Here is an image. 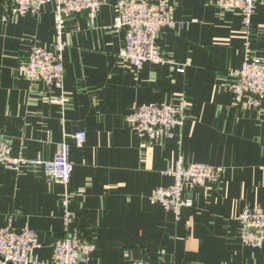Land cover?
<instances>
[{
  "label": "crops",
  "instance_id": "obj_1",
  "mask_svg": "<svg viewBox=\"0 0 264 264\" xmlns=\"http://www.w3.org/2000/svg\"><path fill=\"white\" fill-rule=\"evenodd\" d=\"M118 0H105L93 23L85 13L66 18L62 53L66 101L53 102L44 81L18 70L34 45L54 35V5L38 15L5 17L0 0V132L14 155L53 159L60 142L70 143L67 185L40 165L8 169L0 164V227L33 228L39 264H53L61 236L62 204L83 238L95 245L82 264H264L262 248L246 246L235 219L246 205H264V100L234 101L230 69L251 55L264 61V0H257L248 32L237 9L209 0H168L175 26L160 32L164 63L138 69L118 55L124 33L113 27ZM188 105L170 139H150L131 129L133 105ZM84 131L81 145L75 133ZM201 161L221 168L218 181L189 193L193 205L175 217L149 196L172 178L175 161Z\"/></svg>",
  "mask_w": 264,
  "mask_h": 264
},
{
  "label": "built area",
  "instance_id": "obj_2",
  "mask_svg": "<svg viewBox=\"0 0 264 264\" xmlns=\"http://www.w3.org/2000/svg\"><path fill=\"white\" fill-rule=\"evenodd\" d=\"M223 9H237L241 15L245 31L251 26V16L257 0H209ZM105 0H9L5 17L13 15H38L47 3L54 5V35L47 45H34L26 61L18 66L19 72L30 81L46 83L47 92L56 88L58 96L53 102L66 101L64 90L65 70L62 53L66 46L64 28L66 18L85 13L93 23L99 8ZM113 27L124 33V43L118 55L138 69L143 63H164L165 59L158 43L159 34L175 26L170 17L168 0H118ZM246 54L241 67L230 69L232 80L227 88L234 101L246 106L258 107L264 100V61L252 56L250 42L244 43ZM188 105L185 95H180L175 104L143 103L133 105L126 116L128 126L139 136L150 139H170L177 127L185 119ZM86 137L84 131L75 133L73 143L81 145ZM70 143L60 142L58 150L50 160L41 157L14 155L10 140L0 132V164L17 170L22 165H40L51 179L67 185L72 172L69 159ZM220 167L201 161L184 162L178 159L164 173L172 178L169 185L155 188L149 196L166 211L180 217L183 211L191 208L193 201L190 192L214 185L219 178ZM63 230L52 245L53 264H82L90 259L95 245L86 241L75 224L69 209L68 198L62 201ZM235 219L240 226V238L244 245L262 248L264 243V205H246ZM39 246L36 231L28 225L16 231L11 225L0 227V264H39L31 253Z\"/></svg>",
  "mask_w": 264,
  "mask_h": 264
}]
</instances>
